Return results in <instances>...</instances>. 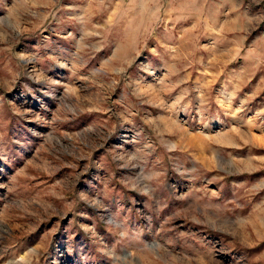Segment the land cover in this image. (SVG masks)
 Returning <instances> with one entry per match:
<instances>
[{"label":"rangeland","instance_id":"1","mask_svg":"<svg viewBox=\"0 0 264 264\" xmlns=\"http://www.w3.org/2000/svg\"><path fill=\"white\" fill-rule=\"evenodd\" d=\"M0 264H264V0H0Z\"/></svg>","mask_w":264,"mask_h":264}]
</instances>
